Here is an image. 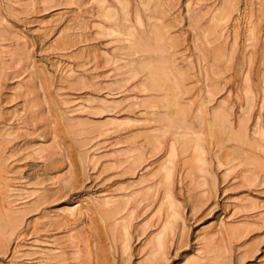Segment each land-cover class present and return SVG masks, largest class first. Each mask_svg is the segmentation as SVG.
I'll use <instances>...</instances> for the list:
<instances>
[{
	"label": "rangeland",
	"instance_id": "rangeland-1",
	"mask_svg": "<svg viewBox=\"0 0 264 264\" xmlns=\"http://www.w3.org/2000/svg\"><path fill=\"white\" fill-rule=\"evenodd\" d=\"M0 264H264V0H0Z\"/></svg>",
	"mask_w": 264,
	"mask_h": 264
},
{
	"label": "bare ground",
	"instance_id": "bare-ground-1",
	"mask_svg": "<svg viewBox=\"0 0 264 264\" xmlns=\"http://www.w3.org/2000/svg\"><path fill=\"white\" fill-rule=\"evenodd\" d=\"M233 139V138H232ZM231 140V139H230ZM225 142V141H224Z\"/></svg>",
	"mask_w": 264,
	"mask_h": 264
}]
</instances>
